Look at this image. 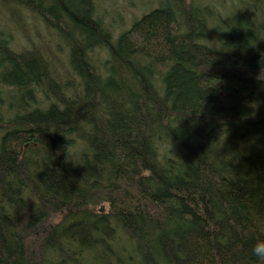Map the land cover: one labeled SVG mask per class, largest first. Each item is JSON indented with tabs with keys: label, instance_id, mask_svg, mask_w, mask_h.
Instances as JSON below:
<instances>
[{
	"label": "trees",
	"instance_id": "trees-1",
	"mask_svg": "<svg viewBox=\"0 0 264 264\" xmlns=\"http://www.w3.org/2000/svg\"><path fill=\"white\" fill-rule=\"evenodd\" d=\"M104 1L0 0V264H259L264 0Z\"/></svg>",
	"mask_w": 264,
	"mask_h": 264
},
{
	"label": "rangeland",
	"instance_id": "rangeland-1",
	"mask_svg": "<svg viewBox=\"0 0 264 264\" xmlns=\"http://www.w3.org/2000/svg\"><path fill=\"white\" fill-rule=\"evenodd\" d=\"M130 2H132L133 5L136 6V8L146 9L153 4L154 0H131ZM100 7L103 8L102 11L110 10V13L107 16H105V21L107 23H111L112 25H115L114 27L117 26L116 24L119 18L120 19L123 18L124 21H126L127 19L128 14L124 12V9H126V6L124 5L119 4L118 7H112L111 1L106 0L104 1V3L100 2ZM127 10L130 13V10L128 8ZM132 14H134V12Z\"/></svg>",
	"mask_w": 264,
	"mask_h": 264
},
{
	"label": "clouds",
	"instance_id": "clouds-1",
	"mask_svg": "<svg viewBox=\"0 0 264 264\" xmlns=\"http://www.w3.org/2000/svg\"><path fill=\"white\" fill-rule=\"evenodd\" d=\"M252 254L259 264H264V239L257 240L252 247Z\"/></svg>",
	"mask_w": 264,
	"mask_h": 264
}]
</instances>
